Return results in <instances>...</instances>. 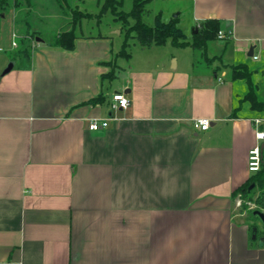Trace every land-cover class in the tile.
Segmentation results:
<instances>
[{
    "label": "crops",
    "instance_id": "0c3cea01",
    "mask_svg": "<svg viewBox=\"0 0 264 264\" xmlns=\"http://www.w3.org/2000/svg\"><path fill=\"white\" fill-rule=\"evenodd\" d=\"M176 1L225 38L126 60L84 19L73 50L34 39L21 56L31 13L0 19V264H264L262 227L234 196L264 120L245 104L230 116L246 92L231 66L253 71L264 100V0ZM115 93L127 108L111 107ZM92 120L107 127L91 132Z\"/></svg>",
    "mask_w": 264,
    "mask_h": 264
},
{
    "label": "trees",
    "instance_id": "16d2710c",
    "mask_svg": "<svg viewBox=\"0 0 264 264\" xmlns=\"http://www.w3.org/2000/svg\"><path fill=\"white\" fill-rule=\"evenodd\" d=\"M29 0H0V19L9 10H19L23 4H27ZM86 0H73L74 3H81ZM152 0H131V9L125 13L121 10L123 0H103L100 4V10L97 15L84 13L74 5L70 8L66 0H58L60 8L63 12L68 13L71 17L70 29L58 33L53 39V45L65 50L71 51L74 48L76 40L75 30L80 25L82 20L101 17L103 14L109 12L113 16V20L120 23L121 32H123L124 40L121 50L117 57L128 60L130 58L129 40H133L141 48L161 47L169 42L175 48L191 47L195 50L204 51L206 45L212 41L218 40V33L220 32V23L217 19H206L193 27L190 37L182 32L178 25V18L170 19L163 22L161 14H156L153 17L151 25L143 22V17L148 13L146 5ZM68 10V11H67ZM131 20L132 23H129ZM39 36L36 32H31L28 28L27 35L19 38L18 45L21 50V56H28L30 53V45L32 41ZM115 67V66H114ZM114 69L111 70L107 77H113ZM230 75L232 80H240L246 86V92L238 100L237 106L233 108L231 118H238V112L242 105H247L248 110L259 116L264 120V100L259 97L258 89L252 80L253 71L246 65H235L230 67ZM102 96L92 99V104L102 102ZM264 128V124H263ZM264 150L262 151V163L259 172L250 175L247 181L241 185L234 192V196L240 194L242 198L249 202H254L256 205L260 203L259 200L252 198L254 189L259 190L264 195ZM253 185L252 188L250 186ZM243 209L247 211L250 218H252L251 210L246 206Z\"/></svg>",
    "mask_w": 264,
    "mask_h": 264
},
{
    "label": "rangeland",
    "instance_id": "374dc122",
    "mask_svg": "<svg viewBox=\"0 0 264 264\" xmlns=\"http://www.w3.org/2000/svg\"><path fill=\"white\" fill-rule=\"evenodd\" d=\"M43 1L44 0H29L27 4H23L21 9H23L24 12L28 14L31 13V17H29L28 19L31 32H36L39 35L35 38V40L43 39L44 41L50 43L53 41L57 33L70 29L71 17L70 15L63 16V14H60V12L54 13L55 11H57L58 7L54 5H51L49 7L42 6L41 4H43ZM95 1L96 0H88L86 1V3H84V5L83 3H77V5L78 7H80L79 9L81 11H86L90 14L97 15L100 10L99 7L100 5L97 6ZM66 2L70 6V8H73V5L75 4L73 0H66ZM53 4L56 5V3ZM146 8L148 10V13L143 17V22H145L148 25L152 24L154 15L160 11L162 12L163 18H167V17L169 18L177 15L179 10L180 14L178 15L179 18L178 25L183 30L187 38L190 37L193 27L195 26L190 22L188 10H186V7H184V4L181 3L180 1L152 0L150 3L146 5ZM130 9H131V0H123V6L121 10L127 13L130 11ZM11 15H12L11 10L7 11L4 14L5 20H9ZM129 23H132L131 20H129ZM82 26H83L82 31L85 35L95 36L97 35L98 32H102V33L105 32L109 37H111L114 40V45L116 42L119 41L123 43L124 40L123 32L117 34L118 31H121L122 25L114 21L113 16L109 12L103 14L101 17H99V19L97 18L86 19L82 23ZM4 33L7 34V30H4ZM128 44H129V48L127 49V51H129L131 54H133L135 51L141 48L136 43H134L133 40H129ZM167 48H169L168 45L163 48L161 47L160 50H167ZM9 54L12 55V53ZM123 67L125 68L126 66ZM252 198L255 200H259L260 203L256 205L254 202H249L248 200L242 198L240 194H237L236 195V201H237L236 203L238 208L237 210H241L247 213V211L243 209V206H246L248 210L251 211L260 210L264 212V195L262 194V192H260L257 189H254L252 192ZM247 216L249 217L248 213ZM256 224H258V222H256Z\"/></svg>",
    "mask_w": 264,
    "mask_h": 264
},
{
    "label": "built area",
    "instance_id": "2783aa9c",
    "mask_svg": "<svg viewBox=\"0 0 264 264\" xmlns=\"http://www.w3.org/2000/svg\"><path fill=\"white\" fill-rule=\"evenodd\" d=\"M224 39L225 36L222 33H218V39ZM13 46L15 44L13 43ZM256 59V58H254ZM111 107L113 109H125L128 106V100L125 98V96L122 93H115L111 96ZM262 123L261 120H255L256 127ZM193 125L196 129L204 132L209 129L210 122L207 119H196L193 122ZM107 127L106 121H98V120H92L90 121L88 125V130L91 132H97L99 130H103ZM257 143L249 150L248 156H247V171L249 174H256L259 172L261 163H262V151L260 148V142L264 141V131L257 130L255 135Z\"/></svg>",
    "mask_w": 264,
    "mask_h": 264
},
{
    "label": "water",
    "instance_id": "95a60500",
    "mask_svg": "<svg viewBox=\"0 0 264 264\" xmlns=\"http://www.w3.org/2000/svg\"><path fill=\"white\" fill-rule=\"evenodd\" d=\"M250 53H251V50H250ZM249 55H251V54H249ZM12 67H13L12 64H10L9 66H7V68L4 71V73L9 72L12 69ZM260 148H261V151L264 150V143L261 144ZM263 165H264V161H263ZM252 187H253V185L250 186V188H252ZM251 215H252V217L254 219H256L259 222V224L261 225V227L263 229V232H264V212H262L260 210H253L251 212Z\"/></svg>",
    "mask_w": 264,
    "mask_h": 264
},
{
    "label": "flooded vegetation",
    "instance_id": "af4514ba",
    "mask_svg": "<svg viewBox=\"0 0 264 264\" xmlns=\"http://www.w3.org/2000/svg\"><path fill=\"white\" fill-rule=\"evenodd\" d=\"M263 230V229H262Z\"/></svg>",
    "mask_w": 264,
    "mask_h": 264
}]
</instances>
